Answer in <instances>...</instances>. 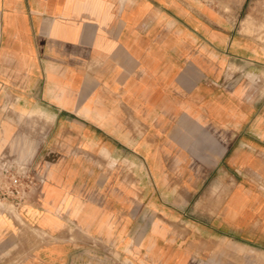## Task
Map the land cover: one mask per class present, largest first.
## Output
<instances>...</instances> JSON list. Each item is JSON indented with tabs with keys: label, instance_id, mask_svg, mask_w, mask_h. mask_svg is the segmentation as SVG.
<instances>
[{
	"label": "crops",
	"instance_id": "crops-1",
	"mask_svg": "<svg viewBox=\"0 0 264 264\" xmlns=\"http://www.w3.org/2000/svg\"><path fill=\"white\" fill-rule=\"evenodd\" d=\"M3 166L0 264H264V0H0Z\"/></svg>",
	"mask_w": 264,
	"mask_h": 264
},
{
	"label": "built area",
	"instance_id": "built-area-1",
	"mask_svg": "<svg viewBox=\"0 0 264 264\" xmlns=\"http://www.w3.org/2000/svg\"><path fill=\"white\" fill-rule=\"evenodd\" d=\"M0 178V198L11 202L14 206L22 203L26 193L34 185V178L27 168L3 166Z\"/></svg>",
	"mask_w": 264,
	"mask_h": 264
},
{
	"label": "rangeland",
	"instance_id": "rangeland-1",
	"mask_svg": "<svg viewBox=\"0 0 264 264\" xmlns=\"http://www.w3.org/2000/svg\"><path fill=\"white\" fill-rule=\"evenodd\" d=\"M4 178H0V181H2ZM1 202L3 203L4 201L3 200H1ZM6 203H7V205H10V207L14 210V205L13 204H11V202H8V201H6ZM2 206L4 207V204H2ZM15 214H16V211H15Z\"/></svg>",
	"mask_w": 264,
	"mask_h": 264
}]
</instances>
